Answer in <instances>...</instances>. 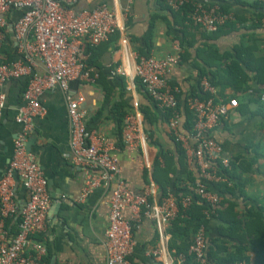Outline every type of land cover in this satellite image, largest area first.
Masks as SVG:
<instances>
[{"label": "crops", "instance_id": "obj_1", "mask_svg": "<svg viewBox=\"0 0 264 264\" xmlns=\"http://www.w3.org/2000/svg\"><path fill=\"white\" fill-rule=\"evenodd\" d=\"M102 2L115 12L120 27L108 41L92 50L89 67L92 75L98 76L96 83L75 81L68 91L72 98L84 97L80 109L87 113L89 134L96 142L100 136L107 139L110 154L118 159L122 169L121 177L132 191L142 194L153 184L151 202L169 194L181 196L183 192L178 190V185L183 184L174 183L175 175L164 173L163 160L158 161L160 152L165 150L174 155L179 164L168 120L134 78L139 54L146 53L150 33V56L163 58L173 54L176 45L180 46L183 60L164 80L179 88L181 127L188 117L187 101L193 92L201 93L204 78L214 75L215 86L227 104L233 98L239 101V106L230 107L210 134L224 147L223 155L232 163L230 186L234 192L225 197L232 205L226 217L238 216L235 219L249 222L246 233L235 234H245L250 263L264 262V102L261 100L264 94V19L262 23L258 21L264 12V0H226L223 5L232 19L216 36L215 32L205 31L191 22L185 10L172 11L163 0H79L72 8L80 13L93 10ZM20 14L16 10L8 14L11 40L9 37L0 46L3 63L24 61L13 38V23ZM234 62L239 66H235V73L229 76L227 68ZM36 64L35 71L44 74L43 62ZM118 69L125 70L126 75L116 73ZM26 86V78L11 79L0 85V94L6 97L0 119V178L7 173L14 156L15 139L23 129L16 119ZM42 104L47 114L35 120L28 141L34 139L31 154L45 174L53 202L47 213L46 229L35 240L46 248V264H107L105 244L111 191L98 188L80 202L86 171L72 162L67 93L59 89L45 92ZM136 114L141 115L142 139L136 148H129L124 143L123 130L127 118ZM158 162L160 169H156ZM189 170L200 180L199 163L193 162ZM167 179L171 180L168 184ZM210 189L214 191L211 186ZM15 195L17 203L26 199L21 179ZM54 207H57L55 212ZM131 215L130 210L125 211L126 218ZM12 219L6 223L10 232L14 229L11 236L17 231L16 219L9 223ZM228 226L224 221L211 218L206 226L207 240L222 238L220 228ZM169 230L170 224L163 228L146 218L136 221L132 264H175L177 257L170 247ZM230 240L226 244L232 251L239 242L236 238ZM157 251L160 253L156 254Z\"/></svg>", "mask_w": 264, "mask_h": 264}, {"label": "built area", "instance_id": "obj_2", "mask_svg": "<svg viewBox=\"0 0 264 264\" xmlns=\"http://www.w3.org/2000/svg\"><path fill=\"white\" fill-rule=\"evenodd\" d=\"M78 1L0 0V46L9 37V12L19 11L21 14L13 23V38L18 52L24 56L23 62L8 64L0 60V85L11 79H27L23 105L16 119L23 129L15 139L14 156L7 173L0 178V264H46V248L35 237L46 229V217L53 199L45 174L33 155L27 152L26 144L34 131L35 120L47 114L42 96L48 91L59 89L67 93L72 162L86 171L80 202H84L98 188L111 191L105 244L107 264H132L130 257L134 250L133 227L136 221L146 218L164 228L177 218L181 209H187L193 203L192 196L178 200L172 194L151 202L149 198L153 184L142 194L132 191L121 177L122 169L118 159L110 154L107 139L100 136L96 142L89 134L87 113L80 109L84 97L69 96L70 84L75 81L96 83L98 76L92 75L86 49L108 41L120 26L115 12L107 3L102 2L93 10L76 13L72 7ZM163 1L174 11L190 6L189 19L208 32H216L232 19L231 14L222 11V0ZM174 50L173 54L163 58L154 55L139 57L134 78L143 85L163 114H170L168 127L171 136L186 150L188 164L199 163L200 180L194 192L207 203L205 214L210 218L223 200L222 196L210 189L211 184L225 182L231 185L218 167L220 164L222 168L228 169L231 162L223 155L224 147L210 133L230 107L239 106V101L233 98L227 104L218 88L204 78L201 83L204 96L190 97L187 101L189 110L196 117L193 134H187L181 127L179 88L164 80L165 75L181 61L180 46L176 45ZM38 61H42L45 66L44 74L35 71ZM116 73L126 75L123 69H118ZM261 100L264 102V94ZM5 103V95L0 94V119ZM140 116L136 114L127 118L123 133L124 143L129 148H136L141 142ZM16 174L26 190L27 204L19 216L17 231L11 236L6 223L18 214L14 189ZM126 210L131 211L130 218L125 217ZM207 241V228L202 225L189 249L200 264H210L206 258ZM185 260L186 256L180 254L176 262L185 264ZM235 264L256 263L242 261Z\"/></svg>", "mask_w": 264, "mask_h": 264}, {"label": "trees", "instance_id": "obj_3", "mask_svg": "<svg viewBox=\"0 0 264 264\" xmlns=\"http://www.w3.org/2000/svg\"><path fill=\"white\" fill-rule=\"evenodd\" d=\"M225 1L226 0H222L220 2V6L224 13H229V11H227L225 6L223 5ZM183 10H185V13L189 19V13L191 11V7L186 6V8H184ZM263 19H264V12L263 13L261 12L258 21L262 23ZM229 21H227L223 26H220L219 29L215 33H213L214 36L221 33V30L224 28V26H226V24ZM9 37L8 39L11 40V34H9ZM147 40H148L147 49H146L147 51L146 53L139 54L140 57L150 56L149 52L152 48V34L151 33L148 35ZM94 48L95 47H89L88 52H87L88 54L87 62L90 66H91L92 58H93L91 56V53ZM182 60H183V53H182L181 61ZM235 66H239L237 62L236 63L234 62V64H231L227 68V73L229 76L235 73V69H234ZM240 73H242V71H240ZM202 74H204L205 77H208L205 71H202ZM208 80L212 81V83L216 85L215 80H214V75H212V77L209 78ZM172 86H175V85H172ZM24 93H23V96H24ZM198 94L199 93L193 92L190 97H196V96L200 97L201 95L204 96L202 91L199 95ZM186 113L188 117L183 123L182 129L187 134H193L194 127L196 124V117L194 115L192 116V112H190L188 108L186 109ZM164 116L167 120H169L170 114H167ZM172 139L177 146V153L179 155V164L176 163L174 159V155L172 156L165 150H162V152H160V157L158 161L160 160V158L163 160L162 168H163L164 173L168 174L171 172L173 176L175 175L176 181L174 183L183 184L180 187L178 185V190L183 192L181 196H176L178 200H182L183 198H186L187 196H192V199H193L192 205L187 209H181L177 218L170 223V230H169V234L171 235L170 247L172 250H175L176 257H178L180 254H184L186 256L185 264H200L196 260L195 256L189 252L190 246L192 245L194 237L197 231L199 230V228L202 225L207 226V223L211 218H217L221 221H224V224L229 225V226L226 228L225 227L220 228V233L222 235L221 236L222 238H218V240L210 239L207 241L206 258L208 262L210 264H235V263L242 262V261L249 262V259L246 256L247 246L244 244L245 234L244 235L235 234V232H238V231L241 233H246V231L249 228V222H247L246 219L245 220L235 219V217H238V216H235L232 219H229L226 217V215L229 213V210H230L229 207L232 205L231 203H229V201L225 197L227 196V194H232L234 192L233 190L234 188H232V186H230L229 184L225 182L211 184V187L214 189L215 192H217L220 196H222L223 200L221 204L218 206L217 210L214 213H212V216L210 218H208L205 214V211L208 208L207 203L205 202V200L201 199L194 192L195 185L199 179L198 178L196 179V176L194 177L193 172H190L189 170L190 165L187 162V152L181 143L176 142L174 138ZM159 165L160 163L158 162L156 169H160L161 165L160 167ZM218 167L221 170L220 171L221 174H223L226 178L228 177L229 181L233 179L230 176V169L232 167V163H230V168L228 169L222 168L220 164H218ZM185 176L187 177L185 178ZM170 181H171L170 179H167L165 182L166 184H168L170 183ZM164 190H165V186H164ZM228 203H229V206H225L226 204L228 205ZM15 218L16 217H14L9 222L10 225L14 221ZM19 220H20V217L16 220L15 224H17ZM13 228H14V225L12 226V229ZM13 230H11V232H13ZM233 238L234 239L236 238V240L239 242V245L234 246L233 250L230 251V248L227 247L226 243L230 242L231 241L230 239H233ZM260 263H264V262H259L256 264H260ZM175 264H177V262Z\"/></svg>", "mask_w": 264, "mask_h": 264}, {"label": "water", "instance_id": "obj_4", "mask_svg": "<svg viewBox=\"0 0 264 264\" xmlns=\"http://www.w3.org/2000/svg\"><path fill=\"white\" fill-rule=\"evenodd\" d=\"M33 144H34V139H30L28 142H27V144H26V150H27V152L29 153V154H31V152H32V146H33ZM15 181H16V185H15V193H16V190H17V188L19 187V185H20V179H19V177L17 176V174L15 175ZM61 203V202H60ZM26 204H27V200L25 199V200H23V201H20L19 203H18V214H17V216H16V220L19 218V216L21 215V212H22V210H23V208L26 206ZM57 210V207H54L53 209H52V211L53 212H55Z\"/></svg>", "mask_w": 264, "mask_h": 264}]
</instances>
